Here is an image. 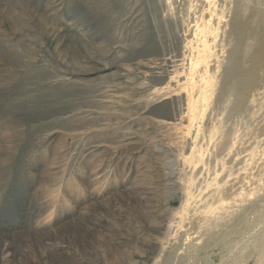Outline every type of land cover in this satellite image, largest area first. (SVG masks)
Returning <instances> with one entry per match:
<instances>
[{
    "label": "rangeland",
    "instance_id": "obj_1",
    "mask_svg": "<svg viewBox=\"0 0 264 264\" xmlns=\"http://www.w3.org/2000/svg\"><path fill=\"white\" fill-rule=\"evenodd\" d=\"M12 1L6 0V4ZM15 1L18 5H12L7 11L0 8V238L14 241L11 243L12 251L8 261L0 264H22L19 261L21 254L31 260H27V264H36L30 256L39 257L40 254L42 257L41 249L54 264H181L182 260H178L181 259L178 254L181 253L174 248V242L177 238L184 237L187 230L186 236L198 231L205 210L209 211V208L219 205L223 197L225 202L231 203V198L237 191H241V183L248 186L244 189L245 194L253 193L255 187L263 185L264 153L261 152H264V80L259 78L260 83L256 81L255 86L247 83L245 88L239 87L240 95L238 93L237 97L232 96L238 102L231 111V123H225L224 127L227 132H231V136L236 134L237 139L234 136L235 141L229 143L232 148L237 140L242 144L237 141L239 144H236L234 150L228 147V150H233L234 153L230 150L228 153L227 148L219 145L220 149L216 145L219 136L212 132V126L218 122L217 119L226 116H216L219 104L212 112L213 118L210 116L206 119L205 130L203 121L206 116H203L209 115V112H205L208 109L201 108L196 111L194 125L197 127L193 123L190 127L189 107L185 95L176 93L172 96L167 89L169 84L178 87L177 84L186 79L184 65L187 67L195 55L192 33L187 30L188 26H184L187 23H183L190 19L187 16L186 2L179 0L174 5V15L168 13L167 0ZM213 1L208 2L204 10L208 17L206 43L209 45L206 50L209 54L206 51L205 61L208 62H203L206 71L208 69L206 76L209 77L208 107L216 100L214 83H218L217 79L225 66L227 54L222 46L219 47L222 32L230 28V10L235 7L232 3L238 0H218V4ZM247 1L245 0V3L251 6ZM0 2L3 7L5 0ZM217 11L221 12L220 15H217ZM212 12L215 17L211 15ZM45 19L49 24L66 29L73 38V45L66 59L77 63L74 68L53 55L54 49L50 48L49 39L45 36ZM13 21L20 26H14ZM85 37L93 45L89 53L84 50L86 46L82 41L80 43L74 40ZM188 39H191L190 42ZM29 49L35 50L33 60L26 54ZM56 64L60 72L56 69ZM209 67L214 69L210 70ZM200 70L203 71L197 74L196 85H200L201 75L204 74L202 67ZM54 73H60L66 80L62 81L61 85L55 84ZM260 76H264V70ZM183 91L186 92L185 87ZM101 96H104V100H101ZM250 97L258 100L248 101ZM89 101L93 102L92 105H99L94 109H87L84 105ZM221 101L222 98L218 103L222 104ZM224 104L223 99V106ZM69 108L74 112L61 114L69 111ZM258 110L262 111L263 116ZM254 113L259 115L254 116ZM70 116L74 117L71 119ZM235 122H239L238 127L235 126L237 129L233 127ZM202 134L205 137L201 136ZM245 135L246 137H242ZM203 148L210 151H204ZM254 149H257V152ZM180 151L184 153L183 157L186 156L182 165L178 162ZM210 152L216 160L208 155ZM239 153L241 154L238 157ZM235 157L240 158V161ZM195 162L196 166L193 165ZM213 165L216 172H212ZM221 165L222 167L216 168ZM235 169L237 171L232 172ZM223 178L226 180L221 181ZM220 183L224 185V189ZM137 187H140L141 191H134L133 195L144 200L121 199V194L132 193ZM259 192L260 190L254 193L255 196H249L251 201L246 204V209L238 213V218L217 228V235H220L205 240V244L208 241L206 249L209 251L205 249L200 252L199 260L195 264H204L203 256L210 259L208 264H232L233 253H230V250H234V254L238 252L239 247L236 246L245 242L243 234L253 228L255 231H263L256 227L260 224L259 221L264 219V200L259 201L257 198ZM210 196L213 197L209 198ZM199 198L202 200L200 203ZM110 201H113L110 205L112 211L109 208ZM252 203H255V206ZM197 206L201 210H198ZM85 215L91 220L90 228L93 230L90 244L81 243L79 246L71 243L70 239L75 237L74 233L65 235L69 239H49L58 232L63 234L65 227L74 225V221L78 220L84 224ZM193 224L196 230L192 227ZM109 228L113 232H109ZM169 232L167 237L166 233ZM22 233L38 238L47 236L48 239H44L39 248L32 242L21 245L14 237ZM222 239L224 242H221ZM75 240L79 241L77 238ZM166 241H170V246L163 251L162 246ZM237 242L239 244L236 245ZM245 261L239 264H255V257Z\"/></svg>",
    "mask_w": 264,
    "mask_h": 264
},
{
    "label": "bare ground",
    "instance_id": "obj_2",
    "mask_svg": "<svg viewBox=\"0 0 264 264\" xmlns=\"http://www.w3.org/2000/svg\"><path fill=\"white\" fill-rule=\"evenodd\" d=\"M179 0H167V5H168V13H174V10H175V8H174V5L178 2ZM182 1H184V2H186L187 3V16H188V18H190V19H186L185 21L184 20H182V21H184L183 23H187L186 25H184V26H188L189 27V29H187V30H189L191 33H192V36H193V42L192 43H194V44H192V46L195 48H193V47H191V48H193V52L195 53V55H193V58L190 60V62L188 63V66L187 67H185V65H184V74H185V76H186V79H184V83L183 82H181V83H178L177 85H178V87L177 86H174L173 84H169L168 85V87H167V89H168V91H169V93L173 96L174 94H176V93H183L184 95H185V98L187 99V102H188V107H189V114H188V118H189V121H190V127H191V123H193V125L196 123H194V120H196L195 119V117H196V111H199L201 108L202 109H208L207 111H205V112H209L208 114L209 115H207V114H204V116L203 117H205V121H203L204 123H203V127H204V130H205V128H206V124H207V122H206V119L207 118H210V116H212V118H213V114H212V112H213V110H214V108L219 104V110L217 111V115L216 116H218V115H220V114H222V117H223V115L225 114L226 116H224V118H216L217 119V123L216 124H213V131L212 130H210V131H212L213 133H214V135L216 134H218V136H219V138H217V144L216 143H214L213 145V147H215L216 145L218 146V147H220L219 145H221V147L222 148H227V150H228V147L230 148V149H233V148H236V144H237V141H239V140H237L236 141V143H235V146L232 148L231 147V145L229 144V143H232V142H234L235 141V139L233 138L236 134H234V136H231V132H227V130H226V127H224V125H225V123H227V122H229L230 121V116H232V113H231V111L235 108V106L236 105H234L235 103L237 104V100L235 101V99L232 97V96H236L237 97V95H238V93H239V95L241 94V92L238 90L239 89V87H243L244 86V88H245V85H247V83H249V85L250 84H253L254 86H255V84H256V81H258L259 80V78H262V80L261 81H263L264 79H263V77H261L260 75H261V73L263 72V70L264 69H262V68H264V0H248L249 2H250V4H251V6H248V4L249 3H245V0H238V1H236V3H232L233 4V6H234V4H235V7H234V9L233 10H230V11H232V13H231V17H232V20H229V21H232L231 22V24H230V28L228 29V30H226V28H227V26H226V28L224 29L223 27V30H226L225 32H222L223 34H222V40L220 41V43H219V47H221L222 46V48H223V50L225 49V54H227L225 57V66H224V68H223V71H222V73H221V75H220V77H219V79H217V81H218V83L217 84H215L214 82V85H216V89H215V91H216V96H215V98H216V100H214L213 102H212V105H210V107H208V103H209V99H208V95H207V92H209V91H207V88H208V86H209V81L207 80L209 77H207L206 75V73H207V71H208V69H207V71H206V67H204L203 65H205L207 62L205 61V59H206V55H207V53H206V46L207 45H209V44H207L206 42H207V32H206V27H207V23H206V18H208V17H206V15L205 14H207V13H205L204 12V10H205V8H206V6L208 5V0H182ZM213 1V0H212ZM212 1H210V2H212ZM216 1V3L218 4L219 2H217L218 0H215ZM215 1H213V2H215ZM247 1V2H248ZM180 2H181V0H180ZM209 2V3H210ZM230 5V3L228 2L227 3V5ZM231 4V5H232ZM12 5L13 6H17L18 5V3L15 1V0H13L12 2H10L9 4H6V0H5V3H4V6L2 7V4H1V2H0V8L3 10V11H7V10H9V9H11V7H12ZM216 5V4H215ZM226 5V4H225ZM229 5H228V7H229ZM186 6V5H185ZM227 7V6H226ZM212 8H213V6H212ZM224 8V7H223ZM222 8V9H223ZM231 8V7H230ZM23 9V8H22ZM179 9V8H178ZM25 10V9H24ZM181 10V9H180ZM211 10V9H210ZM208 11V10H207ZM221 11V10H220ZM57 12V11H56ZM166 12V11H165ZM179 11H177V13H178ZM181 12V11H180ZM214 12H216L215 10H214ZM218 12V11H217ZM176 13V14H177ZM209 13V12H208ZM219 13V12H218ZM221 13V12H220ZM220 13L219 14H217V15H220ZM229 13V12H228ZM166 14H167V12H166ZM226 14V13H225ZM230 14V13H229ZM174 15H175V13H174ZM186 15V14H185ZM208 15H210V13L208 14ZM211 15H215V14H213V12H212V14ZM35 16V15H34ZM63 16V15H62ZM169 16V15H168ZM173 16V15H172ZM180 16V15H179ZM227 16H228V14H227ZM43 17V16H42ZM170 17V16H169ZM177 17H178V14H177ZM210 17V16H209ZM215 17V16H214ZM222 17H224V16H222ZM230 17V16H229ZM22 18L23 19H25L26 20V17H24L23 15H22ZM173 18H174V16H173ZM176 18V17H175ZM184 18V17H183ZM228 18V17H227ZM169 19H172V18H169ZM179 19V18H178ZM177 19V20H178ZM217 19H219V18H217ZM223 19V18H222ZM224 19H225V17H224ZM230 19V18H229ZM174 20V19H173ZM176 20V19H175ZM181 20V18L179 19V21ZM216 20V19H215ZM228 20V19H227ZM1 21V20H0ZM46 21V22H45ZM45 23H46V25L44 26V27H46V29H45V36L46 37H48V39H49V46H50V48L52 49V47H53V49H54V52H52L53 53V55L54 56H56V57H59L61 60H63L67 65H69L70 67H72V68H74L76 65L75 64H77V63H75L73 60H69L68 61V59H66V57H67V54H68V52H70L71 51V49L70 48H72V45H73V43H72V40H71V36L68 34V31H66V29H63V28H61V27H58V26H55V25H53V24H49L48 22H47V20L45 19ZM211 21V20H210ZM224 21V20H223ZM226 21V20H225ZM228 21V23L227 24H229L230 22ZM13 22H15V21H13ZM44 22H43V25H44ZM176 22H178V21H176ZM175 22V23H176ZM208 22H209V20H208ZM218 22H219V20H218ZM227 22V21H226ZM129 23V22H128ZM215 23H217V22H215ZM16 24V25H15ZM15 24L13 23V25L14 26H20V24H18L17 22H15ZM132 24V23H131ZM179 24V23H178ZM211 24V23H210ZM220 24V23H219ZM222 24V23H221ZM42 25V26H43ZM218 25V24H217ZM41 26V25H40ZM215 26V25H214ZM223 26H225V24L223 25ZM208 27H211V26H209L208 25ZM214 28V27H213ZM219 27H216V29H218ZM222 28H221V30H222ZM177 29V28H176ZM210 29V28H209ZM178 30V29H177ZM179 30H181L180 28H179ZM213 30H215V29H213ZM212 30V31H213ZM183 31H185V30H183ZM216 31V30H215ZM190 32H188V33H190ZM210 31H208V33H209ZM190 33V34H191ZM29 34V33H28ZM28 34H26V35H28ZM187 34V33H186ZM210 34V36H211V33H209ZM208 34V35H209ZM88 35V34H87ZM188 36V35H187ZM191 36V35H190ZM209 36V37H210ZM214 36V35H213ZM218 37H220L219 35H218ZM187 38H189V37H187ZM191 38V37H190ZM73 39V38H72ZM74 40H76V41H78V42H80V43H84V45L86 46V48L84 49L85 51H87L88 53H89V49H91V47L93 46L92 44H91V42L85 37V38H82L81 40H79V39H74ZM187 40V39H186ZM189 40V39H188ZM191 40V39H190ZM190 40L188 41V42H190ZM82 41V42H81ZM184 41H185V39H184ZM186 42V41H185ZM212 43V42H211ZM214 43H215V41H214ZM187 44H189V43H187ZM191 45V44H190ZM189 46V45H188ZM216 46V45H215ZM88 47V48H87ZM189 47V48H190ZM94 48H95V46H94ZM214 48H216V47H214ZM213 48V49H214ZM190 50H192V49H190ZM53 51V50H52ZM208 52V54H209V51H207ZM215 52V51H214ZM37 53V52H36ZM163 53V52H162ZM190 53H192V52H190ZM212 53V52H211ZM210 53V54H211ZM216 53V52H215ZM27 56L29 57V58H32V60H33V56L35 55V50H33V49H29L28 51H27ZM188 56V55H187ZM209 56V55H208ZM213 56H214V54H213ZM216 56V55H215ZM9 57V56H8ZM209 57H211V56H209ZM217 57H219V56H217ZM221 57V56H220ZM223 58V57H222ZM84 59H86V58H84ZM216 59V58H215ZM219 59V58H218ZM213 60V59H212ZM211 60V61H212ZM187 61H188V59H187ZM206 63H205V62ZM218 61V63H219V60H217ZM205 64H204V63ZM210 63V62H209ZM208 65V64H207ZM217 65V64H216ZM78 66V65H77ZM209 66V65H208ZM106 67V66H105ZM200 67H202V69H204V74H202L201 75V83H200V85H196V76H198L199 74V72L201 71H203V70H200ZM204 67V68H203ZM212 67V66H211ZM211 67H209L210 68V70H213V69H211ZM219 67V66H218ZM109 68V67H108ZM56 69H58V72H60L59 71V68L57 67V64H56ZM87 69V68H86ZM217 69V68H216ZM219 69V68H218ZM221 69V68H220ZM197 70H198V72H197ZM3 71V70H2ZM214 71H217V70H214ZM218 72H220V71H218ZM209 73V72H208ZM198 74V75H197ZM201 74V73H200ZM216 74V73H215ZM211 75H212V73H211ZM2 76V75H1ZM5 77H6V75H5ZM180 77V76H179ZM214 77H215V75H214ZM53 78H54V83L55 84H57V85H61V82L62 81H65L66 79L64 78V76H62L60 73H54V76H53ZM177 78V77H176ZM199 78V77H198ZM211 78V77H210ZM216 78H218V75L216 76ZM177 80V79H176ZM199 80V79H198ZM8 81V80H7ZM259 83H260V81H258ZM264 82V81H263ZM253 85H251V87L253 86ZM257 85V84H256ZM259 85V84H258ZM260 86H262V85H260ZM259 86V87H260ZM47 87V86H46ZM45 87V88H46ZM183 87H185V89H186V92H184L183 91ZM247 87H250V86H247ZM251 87H250V89H251ZM247 89V88H246ZM0 90H1V88H0ZM212 89H210V91H211ZM181 91V92H180ZM167 92V91H166ZM212 92V91H211ZM199 94V95H198ZM209 94V93H208ZM212 94V93H211ZM259 94H260V92H259ZM254 95V94H253ZM201 96V97H200ZM251 96V95H250ZM101 97H103L101 100H104V96H101ZM105 97H107V96H105ZM261 97V96H260ZM210 98H211V95H210ZM214 98V97H213ZM214 98V99H215ZM222 98V104H220V103H218L219 101H220V99ZM93 99H95V97L93 98ZM119 99V98H118ZM173 99V98H172ZM223 99H224V101H225V104H224V106H223ZM226 99V100H225ZM255 100L257 99V98H254ZM254 99H251V97H250V99L248 100V101H252V100H254ZM261 99V98H260ZM22 100V99H21ZM58 100V99H57ZM130 100V99H129ZM212 100V99H211ZM241 100V99H240ZM258 100V99H257ZM256 100V101H257ZM48 101V100H47ZM91 101V100H90ZM87 102V104H85L84 105V107L85 108H87V109H94V107L96 108V106H98V105H96V103H94L93 105H92V103L91 102ZM93 101H96L97 102V100H93ZM255 101V102H256ZM264 101V100H263ZM22 102V101H21ZM40 102V101H39ZM123 102H125V101H123ZM122 102V103H123ZM244 102V101H243ZM14 103V102H13ZM41 103V102H40ZM118 103V102H117ZM121 103V102H120ZM119 103V104H120ZM131 103V102H130ZM250 103H254V102H250ZM257 103V102H256ZM261 103V102H260ZM259 104V103H258ZM90 105V106H89ZM123 105V104H122ZM260 105V104H259ZM125 106H126V104H125ZM124 106V107H125ZM232 106V107H231ZM249 106V105H248ZM261 106V105H260ZM253 107H254V104H253ZM33 108V107H32ZM47 108V107H46ZM255 108V107H254ZM38 110H39V108H37ZM70 109V108H69ZM81 108H77V110H80ZM259 109V108H258ZM36 110V109H35ZM77 110H75V111H77ZM228 110V112H226ZM82 111V110H81ZM248 111V110H247ZM254 111V110H253ZM257 111V110H256ZM259 112H261V116H263V114H262V111H260V110H258ZM63 112V111H62ZM72 112H74V110L73 109H70L69 111H67V112H63V113H61V114H70V113H72ZM92 112V111H91ZM224 112H226V113H224ZM250 112V111H249ZM258 112V113H259ZM94 113V112H93ZM258 113H254V116H255V114H258ZM24 114V113H23ZM52 114V113H51ZM82 114V113H81ZM155 114V113H154ZM200 114V113H199ZM215 114V113H214ZM22 115V114H21ZM25 115V114H24ZM30 115V114H29ZM201 115H203L202 113H201ZM245 115H247V114H245ZM259 115V114H258ZM45 116V115H44ZM54 116V115H53ZM155 116H157L156 114H155ZM243 116V115H242ZM250 116H252V118H254L253 117V115H250ZM21 117V116H20ZM54 117H56V116H54ZM74 117V116H73ZM72 117V118H73ZM128 117V116H127ZM202 117V120L204 119ZM221 117V116H220ZM248 117V116H247ZM260 117V116H259ZM64 118V117H63ZM69 118V117H68ZM70 118H71V116H70ZM71 118V119H72ZM79 118V117H78ZM201 118V117H200ZM251 118V119H252ZM256 118V117H255ZM258 118V117H257ZM19 119V118H18ZM65 119V118H64ZM154 119V118H153ZM186 119H187V117H186ZM199 119V118H198ZM197 119V120H198ZM250 119V120H251ZM60 120H62V118L60 119ZM212 120V119H211ZM153 121V120H152ZM200 121H201V119H200ZM236 121V120H235ZM252 121H253V119H252ZM263 121V120H262ZM49 122V121H48ZM59 122V121H58ZM198 122V121H197ZM254 122H255V120H254ZM49 123H51V122H49ZM63 123H64V121H63ZM153 123V122H152ZM199 123V122H198ZM201 123V122H200ZM212 123H214L213 121H212ZM211 123V124H212ZM230 123H231V121H230ZM236 123V122H235ZM247 123V122H246ZM258 123V122H257ZM256 123V124H257ZM56 124H58V123H56ZM245 124V123H244ZM250 124V123H249ZM229 125V124H228ZM237 125V126H236ZM238 125H239V122H238V124L236 123V124H234V126L233 127H238ZM22 126V125H21ZM195 126V125H194ZM23 127V126H22ZM148 127V126H147ZM195 127H197V126H195ZM233 127H231V129L233 128ZM235 127V129H237ZM241 127V126H240ZM253 127H255V126H253ZM148 128H150V127H148ZM194 128V127H193ZM250 128V127H249ZM257 128V127H256ZM55 129V128H54ZM54 129H52L53 131H54ZM152 129V128H151ZM153 129H154V127H153ZM195 130H196V128H194ZM193 129V130H194ZM211 129V128H210ZM239 129V128H238ZM241 129V128H240ZM239 129V130H240ZM44 130V129H43ZM201 130L202 131H204L203 130V128H201ZM239 130H237V131H239ZM11 131V130H10ZM45 131V130H44ZM131 131V130H130ZM180 131V130H179ZM198 131L199 132H201L199 129H198ZM233 131V130H232ZM254 131V130H253ZM79 132H81V131H79ZM134 132V131H133ZM243 132V131H242ZM259 132V131H258ZM23 133V132H22ZM40 133V132H39ZM54 133V132H53ZM56 133V132H55ZM74 133V132H73ZM240 133V132H239ZM244 133V132H243ZM241 134V135H244V134ZM246 133V135L248 134L247 133V131L245 132ZM47 134V133H46ZM81 134V133H80ZM83 134V133H82ZM250 134V133H249ZM43 135V134H42ZM50 135V134H49ZM73 135H75V133L73 134ZM136 135V134H135ZM184 135V134H183ZM192 135V134H191ZM215 135V136H216ZM246 135L245 136H242V137H246ZM254 135V134H253ZM41 136V135H40ZM72 136V135H71ZM76 136V135H75ZM201 136H203V137H205V135H201ZM217 136V137H218ZM43 137V136H42ZM49 137V136H48ZM152 137V136H151ZM202 137V138H203ZM209 137V136H208ZM208 137H206L207 139V143H208ZM236 137V136H235ZM44 138V137H43ZM46 138V137H45ZM209 138H211V137H209ZM212 138H213V136H212ZM238 138H239V136H238ZM125 139V138H124ZM123 139V140H124ZM129 139V138H128ZM132 139V138H131ZM205 139V138H204ZM214 139V138H213ZM216 139V138H215ZM236 139H237V137H236ZM245 139V138H244ZM211 140V139H210ZM232 140H234V141H232ZM204 141V142H205ZM245 141V140H244ZM247 141V140H246ZM241 141H239V143H240ZM11 143V142H10ZM116 143V142H115ZM129 144H130V142H128ZM238 143V144H239ZM216 144V145H215ZM237 144V145H238ZM241 144H242V142H241ZM122 145H124V144H122ZM121 145V146H122ZM234 145V144H233ZM243 145H244V143H243ZM262 145H264V144H262ZM51 146V145H50ZM180 146V145H179ZM239 146H241V145H239ZM175 147V146H174ZM203 147V146H202ZM221 147H220V149H221ZM238 148H241V147H238ZM243 148V147H242ZM241 148V149H242ZM246 148V147H245ZM204 149V151H207V150H209V149H205V148H203ZM202 149V150H203ZM219 149V148H218ZM217 149V150H218ZM224 149V150H225ZM229 149V150H230ZM244 149V148H243ZM177 150V149H176ZM183 150V151H182ZM182 152H184V149L182 148ZM224 150H222V151H224ZM229 150H228V153H229ZM234 150V149H233ZM233 150H230V151H232L233 152ZM247 149H245V151H246ZM250 150H251V148H250ZM255 150V149H254ZM263 150V149H262ZM11 151V150H10ZM157 151H159L160 152V150H158L157 149ZM181 151H180V156H179V158H178V162H179V164L180 165H182L184 162H185V160H183V158L184 157H186V156H184L183 157V155H184V153H181ZM210 151V150H209ZM242 151H244V150H242ZM253 151V150H252ZM256 152H257V149L255 150ZM158 152V153H159ZM239 152H240V150H239ZM207 153V152H206ZM221 153V152H220ZM227 153V154H228ZM234 153V152H233ZM238 153V152H237ZM253 153V152H252ZM262 154L264 153L263 151L261 152ZM8 154V153H7ZM160 154H161V152H160ZM216 154V153H215ZM226 154V155H227ZM240 154L241 153H239V155H238V157L240 156ZM203 155V154H202ZM209 156H211L212 154H211V152H210V154H208ZM216 155H218V156H220L218 153L216 154ZM224 155V154H223ZM232 155V154H231ZM247 155V154H246ZM249 155H251V154H249ZM248 155V156H249ZM253 155V154H252ZM251 155V156H252ZM229 156V155H228ZM254 156V155H253ZM208 156H206V158H207ZM211 157H214V155L213 156H211ZM234 157V156H233ZM232 157V158H233ZM238 157H235V158H237L238 159ZM196 158V157H195ZM210 158V157H209ZM220 158V157H219ZM218 158V159H219ZM222 158V157H221ZM231 158V159H232ZM234 158V159H235ZM223 159V158H222ZM222 159H219V160H222ZM230 159V158H229ZM261 159V158H260ZM195 160V159H194ZM201 160H203V159H201ZM200 160V161H201ZM212 160V159H211ZM214 160H216V158L214 157ZM239 161H240V158L238 159ZM238 160H237V163H238ZM242 160V159H241ZM255 160V159H254ZM196 161V160H195ZM204 161V160H203ZM209 161H210V159H209ZM226 161H227V159H226ZM225 161V162H226ZM229 161V160H228ZM199 162V160H197V163ZM202 162V161H201ZM205 162H206V160H205ZM205 162H204V164H205ZM219 162V161H218ZM222 162V161H221ZM224 162V161H223ZM230 162H232V161H230ZM234 162V161H233ZM247 162V161H246ZM217 163V162H216ZM228 163V162H227ZM196 164V162L193 164V165H195ZM207 164H209V162L207 163ZM218 164V163H217ZM222 165H226V164H224V163H221ZM233 164V163H232ZM248 164V163H247ZM253 164V163H252ZM255 164V163H254ZM253 164V165H254ZM200 165V164H199ZM220 165V164H219ZM222 165L221 166H216V168H219V167H222ZM229 165H230V163H229ZM249 165V164H248ZM196 166V165H195ZM214 166V165H213ZM250 166V165H249ZM207 167H210V166H207ZM227 167V166H226ZM230 167V166H229ZM231 167H233V165L231 166ZM230 167V168H231ZM245 167V166H244ZM199 168H200V166H199ZM213 169L215 168V166L214 167H212ZM223 168H225L224 166H223ZM222 168V169H223ZM234 168H235V166H234ZM243 168V167H242ZM246 168V167H245ZM249 168V167H248ZM248 168H246V169H248ZM252 168V167H251ZM103 169V168H102ZM196 169V168H195ZM201 169V168H200ZM209 169V168H208ZM221 169V168H220ZM219 169V170H220ZM233 169V168H232ZM246 169H244V170H246ZM199 169H197V171H198ZM210 170H212V169H210ZM209 170V171H210ZM218 170V169H217ZM195 171V170H194ZM196 171V172H197ZM201 171H202V169H201ZM215 171V169L212 171V172H214ZM224 171V170H223ZM223 171H222V173H223ZM234 171V173L237 171L236 169L235 170H232V172ZM193 172V171H192ZM216 172V171H215ZM219 172V171H218ZM231 172V171H230ZM248 172V171H247ZM250 172V171H249ZM194 173V172H193ZM198 173H199V171H198ZM202 173H203V171H202ZM241 173V172H240ZM239 173V174H240ZM251 173H253V172H251ZM196 174V173H195ZM224 174V173H223ZM227 174V173H226ZM232 174V173H231ZM245 174V173H244ZM247 174V173H246ZM249 174V173H248ZM194 175V174H193ZM200 175V174H199ZM225 175V174H224ZM228 175V174H227ZM241 175V174H240ZM240 175H238V177L239 178H241L240 177ZM198 176V175H197ZM196 175H195V177H197ZM232 176H233V174H232ZM243 176V175H242ZM248 175H246V177H247ZM225 177V176H224ZM234 177V176H233ZM232 177V178H233ZM237 177V176H236ZM237 177V178H238ZM248 177H250V176H248ZM51 178V177H50ZM186 178V177H185ZM226 178V177H225ZM230 178V177H229ZM228 178V179H229ZM245 180H246V178H245V176L243 177ZM253 178V177H252ZM255 178V177H254ZM227 179V178H226ZM226 179H220L221 181H224V180H226ZM263 179H264V177H263ZM218 181H219V178L217 179ZM239 180V182L241 181V179H238ZM249 180H251L250 178H249ZM253 180V179H252ZM255 180V179H254ZM257 180V179H256ZM255 180V181H256ZM259 180V179H258ZM194 181H195V179H194ZM215 181V180H214ZM217 181V182H218ZM220 181V182H221ZM264 181V180H263ZM262 181V182H263ZM141 182V181H140ZM198 182V181H197ZM212 182H213V180H212ZM242 182V181H241ZM249 181L247 180V183H248ZM261 182V183H262ZM219 183V182H218ZM217 183V184H218ZM226 183V182H225ZM232 183V182H231ZM234 183H238V182H234ZM246 183V184H247ZM252 183H254V182H252ZM257 183V182H256ZM195 184H196V182H195ZM209 184H211V183H209ZM209 184H207V186L209 185ZM215 184V183H214ZM222 183H220V185H221ZM233 184V183H232ZM255 184V183H254ZM263 185H264V182L262 183ZM138 185V184H137ZM212 185V184H211ZM219 185V186H220ZM226 185V184H225ZM230 185V184H229ZM241 185H242V188L240 189L241 191H237L236 192V194L234 195V197H233V195L231 196V197H233V198H231V201L233 202V204H232V202L230 203V201H224L225 199H224V197H223V199H222V201H220L219 202V205H217L216 207H212V208H209V211L208 210H205L203 213L205 214L201 219L203 220V222H202V224L201 223H199L200 224V227H198L199 229H198V231L195 229V227H194V225L195 224H193V228L196 230V231H194V233L193 234H191V233H189V234H191V235H188V236H186L187 235V232H188V230L187 229H185V230H187V232H186V234L184 235V237H180V238H177V240L174 242V248L175 249H177V251L178 252H180L181 254H178V257H180L181 256V259H178V260H182V262H180L181 264H195V262H197L199 259H198V255L200 254V252H202V251H204L207 247H208V245H207V242H206V244H205V240L206 239H209V238H213L214 236H218V235H220V233L217 235V228H219V227H222L224 224H226L228 221L229 222H233V220L234 219H236V218H238V213L240 212V211H243L244 209H246L247 208V205L246 204H248V202H250L251 200H250V198L251 197H249V196H251L252 194L255 196V192H258L259 190H260V192H259V194L257 195V198L259 199V201H262V200H264V186L263 185H260V186H258V187H255V192H253V193H250V194H248L247 192V194H245L244 193V189L245 188H247L246 186H245V184H242L241 183ZM253 185V184H252ZM257 185V184H256ZM159 186H160V184L158 185V188H159ZM215 186H217L216 184H215ZM222 186V185H221ZM220 186V187H221ZM224 186V185H223ZM222 186V187H223ZM227 186V185H226ZM234 186V185H233ZM236 186V185H235ZM240 186V185H239ZM209 187V189H210V185L208 186ZM218 187V186H217ZM216 187V188H217ZM229 188L231 187V185L230 186H228ZM250 187V186H249ZM213 188V190H215L214 189V187H212ZM226 188V187H225ZM228 188V189H229ZM254 188V187H253ZM123 189V188H122ZM153 189V188H152ZM220 189V188H219ZM218 189V190H219ZM223 189H224V187H223ZM252 189V188H251ZM222 190V189H221ZM247 190V189H246ZM254 190V189H253ZM134 191H136V192H139V191H141V188L140 187H137V188H135L133 191H132V193H130V192H127V193H125V194H121L120 196H121V199L122 200H130V201H132L133 200V198H137V199H139L140 201L141 200H144L143 198H139V197H137L136 195L134 196L133 195V192ZM233 191V190H232ZM220 192V191H219ZM218 192V193H219ZM222 192H224L223 190H222ZM221 192V193H222ZM227 192H228V190H227ZM230 192H231V190H230ZM229 192V193H230ZM249 192V191H248ZM203 193V192H202ZM209 193V195H210V193H211V191H209L208 192ZM215 193V192H214ZM213 193V194H214ZM229 193H227V195H229ZM232 193V192H231ZM204 194V193H203ZM216 194V193H215ZM220 194V193H219ZM218 194V195H219ZM224 194H226V192H224ZM224 194H222V195H224ZM191 195H193L194 196V194H191ZM221 195V194H220ZM217 196V195H216ZM200 197V196H199ZM211 197H213V196H210L209 198H211ZM218 197V196H217ZM193 198V197H192ZM195 198H196V196H195ZM195 198H193V199H195ZM220 198V197H219ZM222 198V197H221ZM152 199V198H151ZM197 199V198H196ZM200 199V198H199ZM201 199H203V197L201 198ZM199 200V203H200V201H202V200ZM206 199H208V198H206ZM256 199V198H255ZM204 200V199H203ZM209 200V199H208ZM221 200V199H220ZM151 201V200H150ZM192 201V200H191ZM191 201L189 202V203H191ZM205 201V200H204ZM203 201V202H204ZM211 201V200H210ZM209 201V202H210ZM111 202H113V201H110L109 202V206L111 205V204H113V203H111ZM185 202V201H184ZM194 202V201H193ZM196 202V201H195ZM198 202V201H197ZM216 202V201H215ZM214 202V203H215ZM217 202H218V200H217ZM262 202H264V201H262ZM143 203V202H142ZM189 203H188V205H189ZM213 203V202H212ZM230 204L229 206H227L226 204ZM137 204V203H136ZM192 204V203H191ZM198 204V203H197ZM252 204H254V206H255V203H252ZM182 205V204H181ZM183 205H185V204H183ZM195 205V204H194ZM200 205V204H199ZM246 205V206H245ZM127 206V205H126ZM190 206V205H189ZM188 206V207H189ZM203 206V205H202ZM92 207V206H91ZM90 207V208H91ZM184 206H182V208H183ZM192 207H195V206H192ZM208 207H210V206H208ZM261 207H263V205H261ZM110 208V211H112L113 210V208L110 206L109 207ZM155 208V207H154ZM191 207H189V209H190ZM196 208H198V206L196 207ZM255 208V207H254ZM156 209V208H155ZM217 209H219V210H217ZM198 210H201V208H198ZM195 211H197V210H194V212ZM157 212V211H156ZM191 212H193V211H191ZM201 212V211H200ZM200 212H198V213H200ZM242 213V212H241ZM240 213V214H241ZM244 213V212H243ZM242 213V214H243ZM197 216H198V214L197 213H195ZM246 214V213H245ZM191 215V214H190ZM195 216V215H194ZM201 216V215H200ZM240 216V215H239ZM153 217H155V216H153ZM241 217H243L242 215H241ZM244 218H245V216H244ZM173 219V218H172ZM189 219H190V217H189ZM193 219V218H192ZM83 220H84V224H82V222H80V221H74L73 222V224L74 225H72V226H69V225H67L65 228H66V231L63 233V234H60L59 232L55 235V236H51V237H49V239L50 240H52V241H57V240H60V239H62L63 237L64 238H66V239H69V237H67V236H65L67 233V235H70V233H74L75 234V237L74 238H72V239H70V242L71 243H75V244H77V245H79V246H81V243H84V244H90L92 241L90 240V239H92V237H93V235L92 236H90L92 233H93V230H92V228H90V222H91V220L90 219H87V217H86V215L85 216H83ZM199 220V219H198ZM184 221H185V219H184ZM245 221V220H244ZM247 221V220H246ZM197 222V221H196ZM238 222V221H237ZM260 222V224L258 225V226H256V227H260V229H262L263 231L261 232V231H259V230H257V231H255V229L253 228V229H251V230H248V231H246L244 234H243V240L245 241L244 243H241V245L240 246H236V247H239V250H238V252L236 251V253L234 254V250H230V253L232 252L233 253V259L231 260V262H232V264H239V263H241V262H243V261H245V260H249L251 257H255V264H264V219L262 220V221H259ZM190 223V222H189ZM193 223H195V222H193ZM99 224V223H98ZM240 224V223H239ZM86 225V226H85ZM230 225V224H229ZM243 225V224H242ZM152 226V225H151ZM190 226H191V224H190ZM189 226V227H190ZM197 226H199V225H197ZM225 226V225H224ZM235 226H236V224H235ZM239 226V225H238ZM227 227V226H226ZM232 227V226H231ZM261 227H263V228H261ZM64 228V229H65ZM228 228V227H227ZM169 229V228H168ZM168 229H167V231H168ZM231 230V229H230ZM220 231V230H219ZM223 231V230H222ZM242 231V230H241ZM254 231V232H253ZM109 232H113V230L111 229V228H109ZM166 235H167V237H168V235H170V232L169 233H166ZM223 236V235H222ZM17 236H15L14 238H15V240H16V242L17 243H20L21 245H23L22 243H25V242H32L33 243V245L36 247V248H39V245L40 244H42V243H44V239H48V237L47 236H45V237H42V238H38L37 236L35 237V235H31V234H24V233H22V235H20V236H18L17 238H16ZM166 237V238H167ZM230 236H228V238H229ZM63 238V239H64ZM75 238H77L79 241H76L75 240ZM219 238H220V236H219ZM242 239V238H241ZM242 240V241H243ZM211 241V240H210ZM215 241V240H214ZM213 241V242H214ZM221 242H224L223 241V239L221 240ZM239 242H241V241H239ZM11 243H14V241H9V240H7V239H4V238H0V262H7L8 261V258H9V256L11 255V249H12V247H11ZM170 241H166L165 242V244L162 246V249H163V251H166L167 250V248H168V246H170ZM228 243V242H227ZM230 243H234V242H230ZM237 244H239L238 242L236 243V245ZM228 245V244H227ZM227 245H225L226 247H227ZM233 245H235V244H233ZM213 246V245H212ZM222 246V245H221ZM25 247V246H24ZM41 247V246H40ZM229 247V246H228ZM235 247V248H236ZM232 248V247H231ZM210 249V248H209ZM216 249V248H215ZM229 249V248H228ZM206 250H208V249H206ZM219 250V249H218ZM209 251V250H208ZM217 251V250H216ZM224 251V250H223ZM40 252L42 253L41 255H42V257H40V254H39V257H31L30 256V258L32 259V261H34L36 264H54L52 261H49V258L47 257V255H45L46 253H44L43 252V249H41L40 250ZM160 253V252H159ZM166 253V252H165ZM207 253V252H206ZM210 253V252H209ZM215 253V252H214ZM204 254V253H203ZM180 255V256H179ZM172 255H170V257H171ZM207 256V255H206ZM13 258H14V256H13ZM208 257H205V256H203L202 257V259H203V261H204V264H208V260L210 261V259H207ZM230 259V258H229ZM228 259V260H229ZM31 261V260H29V259H27L26 257H25V255L24 254H21L20 255V259H19V261L20 262H22V264H27L28 263V261ZM27 261V262H26ZM173 261V260H172ZM186 261V262H185ZM33 262V263H34ZM246 262V261H245ZM173 262H171V264H172ZM179 263V262H178ZM230 263V262H229ZM174 264V263H173ZM176 264H177V262H176ZM199 264H200V262H199Z\"/></svg>",
    "mask_w": 264,
    "mask_h": 264
}]
</instances>
